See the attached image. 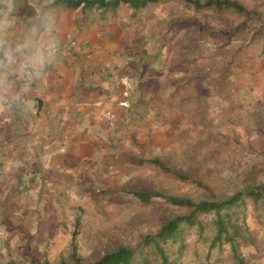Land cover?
Masks as SVG:
<instances>
[{"label":"crops","instance_id":"0c3cea01","mask_svg":"<svg viewBox=\"0 0 264 264\" xmlns=\"http://www.w3.org/2000/svg\"><path fill=\"white\" fill-rule=\"evenodd\" d=\"M14 2L7 44L23 43L26 33H43L50 50L42 69L18 62L0 70V210L26 211L33 195L83 189L81 180L94 176L92 170L112 163L129 129L179 121L191 107L182 99L192 95L193 64L181 62L185 48H174L178 41L170 44L173 37L163 36L179 32L176 18L183 14L171 8V19L162 20V0L136 9L126 2L115 7ZM224 71L215 72L209 92L215 101L227 95L231 106L241 79L224 78Z\"/></svg>","mask_w":264,"mask_h":264},{"label":"rangeland","instance_id":"374dc122","mask_svg":"<svg viewBox=\"0 0 264 264\" xmlns=\"http://www.w3.org/2000/svg\"><path fill=\"white\" fill-rule=\"evenodd\" d=\"M247 2H250L249 6L252 8L258 7V0ZM147 7V10L152 9L150 5ZM160 7L158 11L162 20L171 19L172 16L168 17L171 8L176 10L174 13L183 14V19L177 23L179 32L174 36L172 33L163 35L174 38H171L170 44L178 41L174 48H185L186 54L181 55V62L183 59L184 63L186 59L187 62L200 59L201 56L212 59L215 49H220L222 60H229L231 55L228 49L241 45L238 65L244 68L246 60L256 61L258 53L264 47V13L260 16L252 11L238 16L226 13L220 19L227 23H221L220 19L213 16V11L198 13L183 0H162ZM203 26L214 30L223 28L226 32H223L224 35L215 34L212 30L209 33V30H203ZM216 64L218 62L212 65L211 61L209 64L214 72L218 69L225 70V65ZM178 68L181 67L178 65ZM195 69L197 65L193 64L191 76ZM257 95L246 99H237L235 95L230 108L233 110L223 111L219 101H215L209 107L213 119L217 114L216 109L224 112L223 114L233 111L237 114V119L235 124H219V130H213V134L209 136L206 129L192 123L184 115H179L180 120L171 125L161 122L160 129H152L151 123L144 128L139 124L134 131L129 129L127 143L120 146L112 163L102 166L100 170H92L94 176L83 179L86 185L81 180L83 189L72 187L64 194L33 195L35 202H32V209L22 210L19 216L10 215L7 223L0 225V264L58 262L62 255L70 253L72 241L76 242L79 253L91 262L122 246L138 249L147 236L156 235L170 218L187 216L189 211L185 208L167 207L159 199L147 205L133 195H128L127 191L152 189L166 194L203 198L206 191L201 186H197L192 180L179 181L168 177L156 170L151 162L161 154L168 157L175 153L180 157L191 142L195 143L199 132L207 135L202 138H212L209 139L210 143L198 144L201 155H195L200 161L198 170L204 177L203 181L208 183L218 197L239 192L243 173L252 165L258 166V180L264 181V140L259 141V133L247 116L248 111H255L261 105ZM230 101L226 98L225 105H229ZM156 125L159 123H155V128ZM68 182L69 178L66 177L64 185L67 189L71 187ZM108 190H125L126 193L114 197L103 192ZM47 204L51 208H47ZM246 214L247 225L257 238V244L243 245L242 253L247 258V264H264V204L260 212H255L248 202ZM206 219L210 220V216ZM10 229H13V233L24 230L23 236L28 238H11ZM185 244L187 249L183 264H230L228 246L221 252L213 250L211 256L206 258L208 246L199 238L196 228L186 230ZM177 247L178 244H170L168 249Z\"/></svg>","mask_w":264,"mask_h":264},{"label":"trees","instance_id":"16d2710c","mask_svg":"<svg viewBox=\"0 0 264 264\" xmlns=\"http://www.w3.org/2000/svg\"><path fill=\"white\" fill-rule=\"evenodd\" d=\"M71 6L77 7L82 3L85 6H118L120 2H126L134 9L142 8L148 3H156L160 0H66ZM189 8L194 9L196 12H208L213 11V16L219 20L221 16L227 14L231 15H242L249 14L251 11L259 16L264 13V0H258V7L252 8L250 2L247 0H183ZM256 1V0H251ZM179 18V17H178ZM182 20L183 18L178 19ZM220 21H222L220 19ZM264 22V17H263ZM221 23H227L222 21ZM203 30H211L214 33H220L224 35L226 32L222 29H209L204 27ZM241 46V45H240ZM230 47L229 53L231 59L222 60V56L219 55L220 49L213 50L212 59L217 61L219 65H225V71L223 73L224 78H228L230 75L236 77L240 76L241 82L238 88L243 91L242 95L237 94L239 99H246L248 97L257 95L260 100V108L257 107L255 111H248V121L258 131V139L264 140V47L258 53V59L255 61L246 60L245 67H239L238 58L242 47ZM248 50V47H246ZM198 53V52H197ZM220 56V57H219ZM210 59L195 58L192 59V64L197 65V69L194 70L191 78L193 79V86L191 87L192 95L188 98L182 99V101H191V107L186 108L181 114L190 119L192 123L197 126L201 125L207 130V135H212V131H218L219 124H235L237 114L233 111L228 114H223L222 111H217L216 117H211L209 107L215 103L213 97L210 96V88H213V77L215 72L212 65L207 64L206 61ZM203 71V72H202ZM204 73V75H203ZM220 75V74H219ZM207 79V85L202 84L201 79ZM257 84V87H255ZM238 89V90H239ZM247 89V90H246ZM250 90V92H247ZM252 94V95H250ZM216 101L222 106L223 111L230 109L231 106L225 105L224 98L222 100L215 98ZM238 99V98H237ZM233 110V109H230ZM216 124V125H215ZM206 134L201 135L198 133L195 143H190L189 147L182 151V155L166 156L159 155L151 161L156 170L161 172L168 177L171 176L175 180L179 181H191L201 186L205 191L206 195L201 199L192 198L189 196H180L174 194H166L161 191L152 189H130L127 191L128 195H133L138 201L144 204H152L155 199L162 200L167 207H179L185 208L189 211L187 216H177L170 218L166 225L154 236H147L141 246L134 250L130 246H122L116 250L105 253L98 260L91 262L84 258L78 251L76 242L72 241L71 251L68 255H62L58 262H47L45 264H183V257L187 249L185 244V235L187 229L196 228L199 238L204 241L208 246L206 258L211 256L213 250L223 251L225 246L229 247L230 264H247V258L242 253L243 245L257 244V238L254 236L253 231L247 225V214L246 205L250 202L255 212L262 210L264 204V181L258 180L257 165H252L243 173V180L240 181L242 184L239 192L231 194V196L218 197L212 191L208 183L203 181L204 177L198 170L200 161L198 156L200 155V147L204 143H210ZM206 135V136H207ZM239 139V138H237ZM203 154V153H201ZM177 157V159H176ZM200 175V176H199ZM104 193L116 197L120 193H126L125 190H108L103 191ZM155 203V202H154ZM241 206L244 209H239ZM12 210V211H10ZM19 209L10 208L9 210H0V225L6 224L7 219L10 215L20 214ZM207 220L206 218H209ZM11 231V238L19 236L23 240L26 237L25 231L17 230L16 233ZM210 231V232H209ZM27 235V233H26ZM28 238V237H27ZM27 240V239H26ZM170 244L177 245L175 249H168Z\"/></svg>","mask_w":264,"mask_h":264},{"label":"clouds","instance_id":"9594fccd","mask_svg":"<svg viewBox=\"0 0 264 264\" xmlns=\"http://www.w3.org/2000/svg\"><path fill=\"white\" fill-rule=\"evenodd\" d=\"M0 70L12 64L23 62L33 70L42 69L48 60L50 50L44 39L43 33H26L22 39L23 43L15 46L7 44L6 33L14 20L15 11L14 0H0ZM45 32L47 28L45 27ZM26 74H29L26 69ZM2 83V79H0Z\"/></svg>","mask_w":264,"mask_h":264}]
</instances>
